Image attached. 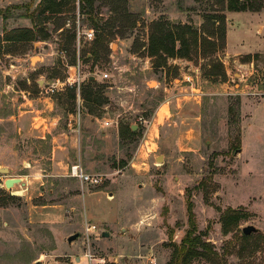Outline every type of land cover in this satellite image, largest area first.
I'll return each mask as SVG.
<instances>
[{"label":"rangeland","instance_id":"1","mask_svg":"<svg viewBox=\"0 0 264 264\" xmlns=\"http://www.w3.org/2000/svg\"><path fill=\"white\" fill-rule=\"evenodd\" d=\"M249 1L261 10L236 13L223 0H95L83 13L77 0L52 15L40 12L42 0H0V166L11 170L2 180L25 183L0 186V264H170L191 218L213 260L186 264H264V0ZM215 13L226 16L224 47L155 65V21L214 39ZM15 28L36 36L1 40ZM77 64L105 102L95 114L82 90L72 97L63 83ZM220 64L226 75H210ZM124 127L135 134L122 135ZM59 133L73 143L65 161L53 157ZM79 157L101 184L70 176ZM51 209L64 219L46 220ZM88 223L97 229L87 232ZM247 225L260 232L244 237Z\"/></svg>","mask_w":264,"mask_h":264},{"label":"trees","instance_id":"2","mask_svg":"<svg viewBox=\"0 0 264 264\" xmlns=\"http://www.w3.org/2000/svg\"><path fill=\"white\" fill-rule=\"evenodd\" d=\"M71 1H74V3L77 2V0H42L39 5V10L43 14L50 12L52 15H55L61 13L63 8ZM78 2L80 3L81 11L84 13L93 10L95 0H78ZM224 2L225 8L229 11L261 10L260 6H255V4L249 0H223V3ZM48 16L45 18H49ZM208 17L218 22V29L216 32L214 31L212 33L214 36L218 34L214 39H211V35L208 37L201 34L190 24L169 25L166 22L155 21L151 29L148 45L149 55L156 57L155 65H166L168 57H189L194 51L198 52L200 48L205 53L211 50L217 51L219 47H224L226 40L225 14L215 13ZM93 21L96 22L95 19ZM35 36L34 31L29 28H15L6 31L1 37V40L7 42L27 41L34 39ZM177 42L180 43L178 48L176 45ZM219 42H221V44ZM215 66H213L214 69L210 71V75H226V71L222 64H220V69H217V66ZM94 83L95 79L89 78L87 84L82 85L83 87L81 88L90 114H95L99 106L105 103L102 99L100 90H94ZM73 90L72 97H75V89ZM121 134L129 135L135 133L130 132L128 127H124ZM229 217L233 220L237 218L232 215ZM196 231V223L191 218L190 228L187 230L180 244H173L174 251L170 264H186L199 258L213 260V257L209 255V243L203 242L201 236L197 234ZM244 237L248 238L245 234Z\"/></svg>","mask_w":264,"mask_h":264},{"label":"built area","instance_id":"3","mask_svg":"<svg viewBox=\"0 0 264 264\" xmlns=\"http://www.w3.org/2000/svg\"><path fill=\"white\" fill-rule=\"evenodd\" d=\"M81 35L82 32L81 30H78V39H79V43H80V39H81ZM83 36L85 39L88 40H92L95 36V31L93 28L91 29H87L86 31H83ZM242 75V74H241ZM89 77V76H88ZM87 77V78H88ZM104 78H108L109 77V72H104L103 74ZM85 77L83 75L82 72V68H81V64H77L74 67V70L70 73V75L68 76V78L66 80L63 81L64 85L75 89L76 91L80 92L82 85L84 83ZM187 80H190V77H187ZM60 83V81H57L56 83H54L51 87V91L54 92L58 87V84ZM143 120V119H141ZM106 125H110L111 121L110 120H106L104 122ZM70 176L77 178L81 183L83 184H90V185H99L102 183V176L98 173H92L90 171H88L84 165L82 164V161L80 158L77 159V161L75 163H73L70 166ZM3 179V183H4ZM2 183V184H3ZM97 229V227L94 224H87L86 225V231L87 232H93Z\"/></svg>","mask_w":264,"mask_h":264},{"label":"crops","instance_id":"4","mask_svg":"<svg viewBox=\"0 0 264 264\" xmlns=\"http://www.w3.org/2000/svg\"><path fill=\"white\" fill-rule=\"evenodd\" d=\"M236 13H241V12H236ZM253 12L251 11H242L241 14H252ZM255 25H252V27H254ZM236 28V26H235ZM234 31V28H231L228 30V36H227V40H228V44L230 45V35H231V32ZM253 28L252 30L250 31L251 33H253ZM246 33L249 34V31L246 30ZM243 46V44H241ZM238 53H242V54H249L251 53L250 50H246V49H242V50H238L237 51ZM182 82H185L184 79L182 80ZM191 87V86H189ZM193 88V87H192ZM177 101H180L181 99L180 98H176ZM170 101H167V102H164L163 104L160 105L158 111H157V121L158 123H160L163 119H167L165 116L167 115V109L165 108V105H168ZM93 120V119H92ZM94 122V121H93ZM152 131V130H151ZM198 132V131H196ZM69 134L70 133H59L57 136L53 135L52 136V140L53 142H55V145H54V148H53V157L57 155L58 158H62L64 161L66 159H69V156L67 154L66 156V151L65 150H69V149H72L73 148V143L72 141H68V137H69ZM154 133L150 132V136H153ZM71 136H72V133H71ZM42 138H45V135L42 136ZM60 138H63L62 142L61 143H58ZM66 138V139H65ZM150 138H148L146 141H145V144L148 143V140ZM65 151V152H64ZM80 158V157H79ZM59 163V162H58ZM20 187H22L21 185H19ZM17 186H15L13 189H15ZM24 188V187H22ZM58 209H51V212L47 215L48 217H46L49 222L53 223V222H56V221H62L64 219V217H62V215L60 214H57L58 213Z\"/></svg>","mask_w":264,"mask_h":264},{"label":"water","instance_id":"5","mask_svg":"<svg viewBox=\"0 0 264 264\" xmlns=\"http://www.w3.org/2000/svg\"><path fill=\"white\" fill-rule=\"evenodd\" d=\"M115 46V44H114ZM113 46V47H114ZM40 57L39 56H33L31 58V63H35L37 61V59H39ZM240 75V74H238ZM90 79H95L94 76H91ZM42 84V83H41ZM138 126L135 125V124H132L131 125V129L132 130H135ZM161 157V155L159 156ZM10 167L8 166H0V186L2 185V176H7V175H10ZM4 184L7 188H14L15 186L17 185H24L25 183L23 182V179L20 178V177H8L4 180ZM242 231L245 235H250L252 233H259L260 232V229L257 228L256 226L254 225H247V226H244L242 228ZM104 235H108L106 232L104 233ZM79 237V233H74V234H71L69 237H67V241L69 243H72L73 240L77 239Z\"/></svg>","mask_w":264,"mask_h":264},{"label":"bare ground","instance_id":"6","mask_svg":"<svg viewBox=\"0 0 264 264\" xmlns=\"http://www.w3.org/2000/svg\"><path fill=\"white\" fill-rule=\"evenodd\" d=\"M158 159L160 160V159H162L161 157H158Z\"/></svg>","mask_w":264,"mask_h":264}]
</instances>
